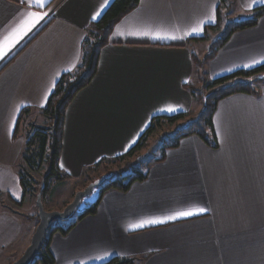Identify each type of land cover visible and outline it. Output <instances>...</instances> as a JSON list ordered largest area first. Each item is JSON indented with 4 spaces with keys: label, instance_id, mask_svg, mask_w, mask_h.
<instances>
[{
    "label": "crops",
    "instance_id": "crops-1",
    "mask_svg": "<svg viewBox=\"0 0 264 264\" xmlns=\"http://www.w3.org/2000/svg\"><path fill=\"white\" fill-rule=\"evenodd\" d=\"M53 1L0 0V264L21 256L37 227L21 182L22 127L41 116L61 77L79 68L91 25L116 0ZM221 1L139 0L116 22L95 76L66 110L59 166L68 179L127 154L154 118L194 115L186 86L203 88L264 66L263 15L197 73L193 58L208 54L198 47L217 25ZM229 1L226 26L264 8V0ZM32 13L42 19L31 21ZM254 89L218 103L216 148L198 136L181 139L150 163L145 180L105 192L94 215L65 236L52 234L55 264H104L114 257L136 264H264V74ZM201 208L206 211L168 219ZM153 219L163 222L135 227Z\"/></svg>",
    "mask_w": 264,
    "mask_h": 264
},
{
    "label": "trees",
    "instance_id": "trees-1",
    "mask_svg": "<svg viewBox=\"0 0 264 264\" xmlns=\"http://www.w3.org/2000/svg\"><path fill=\"white\" fill-rule=\"evenodd\" d=\"M56 1L57 0H54L52 4ZM138 3L139 0H116L105 13L103 18L98 23H94L91 25L92 34L90 35L93 37L95 34H97V37L99 38L97 40H99V42L94 43L91 40L89 41L88 38L85 40L83 44V59L81 65L74 73H67L61 77L47 105L42 110V115L50 119L51 123L53 122L54 127L47 128L34 126L31 136L26 140L24 151L22 154V161L23 164L26 165V169L25 171L22 170L21 175L22 186L26 194L33 190L32 173L35 171L41 172L44 169L46 170L43 176V197L50 188V186L48 185L50 181L53 180L60 182L68 178V176L60 170L59 166L63 142L64 118L67 107L72 99L76 96V94L86 86H88L95 76L99 61L100 49L105 44H107L108 37L116 22L122 16L134 9L138 5ZM263 15L264 8H261L255 10L250 19L229 23L226 30L217 38L212 46V49L205 56L204 62L212 59L216 55L219 48L223 46L235 32L256 26L259 18H261ZM219 19L220 11L218 12V20ZM45 26H47V24L44 25L43 28ZM43 28L41 29L43 30ZM27 44L28 42L25 44V46ZM10 61L11 58L7 63H9ZM195 62L196 64H200L201 66L203 65V63H201L200 61H196V59ZM263 74L264 66H261L250 71H239L236 73H232L206 83V90L209 91L210 94L202 96L205 102L202 112L197 119L188 122L185 127L180 129L177 128V130H175V132L173 133V140L170 144H166L164 146L162 155L158 161L165 158V154L168 149L177 147L181 139L189 136H198L206 144L216 148L217 141L214 130L213 117L218 103L222 99L233 94L254 93V84L262 79ZM186 88L190 91L194 98H199L202 95L201 90L198 88H194L191 86H186ZM27 113L28 109H25L21 114V119H23L24 116L27 115ZM185 118L186 115L184 114L176 115L173 117L154 118L148 130L140 138L137 145L131 151L123 156L114 159H103L96 166L104 167V165L106 166L110 163H128L131 158H133L145 147L148 139L156 132L159 127H161L163 124L175 125ZM132 171L134 175L131 177L122 173H115V175H113L114 177L112 176V180H110L109 184L104 187L101 196L105 192L112 189L128 191L135 182H141L147 177L146 173L134 170V168ZM100 200L101 197L95 204L86 209V211L79 216L77 221L74 224L70 225L67 229L63 227L55 228L52 231L51 236L56 232H59L64 236L67 235L69 231L74 228V226L80 220H82L86 216L94 215L96 213ZM51 236L47 238L41 254L36 258L34 264H55V258L50 250ZM104 264H136V261L135 259L130 258L114 257Z\"/></svg>",
    "mask_w": 264,
    "mask_h": 264
},
{
    "label": "rangeland",
    "instance_id": "rangeland-1",
    "mask_svg": "<svg viewBox=\"0 0 264 264\" xmlns=\"http://www.w3.org/2000/svg\"><path fill=\"white\" fill-rule=\"evenodd\" d=\"M229 0H222V6H220V19L217 21V25L213 27L208 28V33L210 34H205L207 40L205 41V44H200L198 47V52H210L212 49V46L214 42L217 40L216 38L219 37L223 32L226 30V18L227 15L229 14ZM92 34V32H91ZM99 39L97 37V34H95L93 37L90 35L88 36V40L92 42H99ZM197 52V54H198ZM83 59V56H82ZM196 61H200L201 63L204 62V58H198L195 57ZM195 69L200 76L202 75V69L203 65L201 66L200 64H196L195 62ZM245 81V80H244ZM207 83V82H206ZM206 83L203 84V88L201 86H198V89L201 90V96L199 98H195V106H194V115H189L186 117L184 120L178 122L175 125H167L163 124L161 127H159L156 132L148 139L145 147L138 152L133 158H131L128 163H110L107 164L106 166H92L84 170V173L81 178L78 179H66L63 181H50L49 186L50 188L48 191L45 193V196H42V200L44 203V207L46 211H63L64 208L70 204L74 197L75 194L79 191H83L86 189L92 182L95 180L101 179L103 177L108 178V180L101 186L97 187L92 196L85 198L82 205L80 206L79 210L76 212V214L67 221H56L51 229L52 231L57 228V227H63L67 229L70 225L74 224L77 219L79 218L80 215H82L83 212L86 211L89 207H91L93 204H95L99 198L101 197V193L106 187L110 180H112V176L115 175V173H122L127 176H133V168L134 170L140 171V172H146L148 167L150 166V163H154L158 158L161 157L162 155V150L164 149V146L166 144H170L171 141L173 140V133L175 130L180 125H186L187 122L195 120L198 118L200 113L202 112L204 108V100L202 96L209 95L210 92L206 90ZM192 87V86H191ZM41 114V113H40ZM30 121V122H29ZM28 126L23 125L22 127V132L25 133L26 137L25 139L27 140L33 131V127L39 125L40 127H47V128H53V122L51 123V120L45 117L44 115L41 114L37 120H29ZM22 170L25 171L26 165L22 164ZM46 170L44 169L41 172H33L32 177H33V190L28 193V195L31 196L30 204L33 206V214L35 213L36 215L33 217V220L36 222V226L39 223V218H38V205H37V197L39 193L42 191L43 183H44V173ZM114 177V176H113ZM116 178V177H115ZM113 178V179H115ZM43 195V193H42ZM28 200V201H29ZM24 211L28 212L26 207H24ZM24 213V212H23ZM23 214H21L22 216ZM20 217V215H18ZM51 233H48L47 238L51 236ZM30 245V244H29ZM26 250V249H25ZM24 253V252H23ZM22 253V254H23ZM22 256V255H21ZM21 256L17 257H11L13 260L10 262L12 264L15 262L17 259H19ZM7 258V257H6ZM8 259V258H7ZM11 260V259H8ZM3 264V263H2ZM4 264H8V262L5 261Z\"/></svg>",
    "mask_w": 264,
    "mask_h": 264
},
{
    "label": "water",
    "instance_id": "water-1",
    "mask_svg": "<svg viewBox=\"0 0 264 264\" xmlns=\"http://www.w3.org/2000/svg\"><path fill=\"white\" fill-rule=\"evenodd\" d=\"M185 126L186 125L180 126L178 129ZM107 180L108 178L106 177L95 180L86 189L77 192L73 201L68 204L63 211H46L41 191L37 197L39 223L31 238L30 245L26 248L22 256L12 264H34L36 258L41 254V251L46 243L48 233H51L53 224L56 221L70 220L79 210L84 199L92 196L94 190L103 185Z\"/></svg>",
    "mask_w": 264,
    "mask_h": 264
},
{
    "label": "snow or ice",
    "instance_id": "snow-or-ice-1",
    "mask_svg": "<svg viewBox=\"0 0 264 264\" xmlns=\"http://www.w3.org/2000/svg\"><path fill=\"white\" fill-rule=\"evenodd\" d=\"M33 3H37V4H39V6H43V0H33ZM29 19L31 21L35 22L36 20L42 19V17H38V16H36L35 13H32ZM25 23L27 24L28 22L26 21ZM154 38H166V37L156 36ZM205 211H206V209L201 208V209L198 210V212H194L193 210L179 212V213H176L174 216L168 217V219H175L177 217H187V216H191L193 214H200V213H203ZM161 222H163V221L157 220V219L146 220V221L140 222V224L136 225L135 227H143L145 224L154 225V224L161 223Z\"/></svg>",
    "mask_w": 264,
    "mask_h": 264
}]
</instances>
